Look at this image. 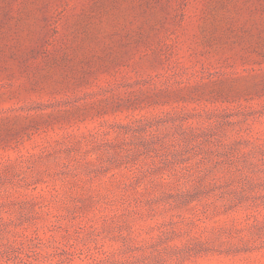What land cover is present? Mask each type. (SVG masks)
Instances as JSON below:
<instances>
[{"label":"rangeland","instance_id":"1","mask_svg":"<svg viewBox=\"0 0 264 264\" xmlns=\"http://www.w3.org/2000/svg\"><path fill=\"white\" fill-rule=\"evenodd\" d=\"M0 264H264V0H0Z\"/></svg>","mask_w":264,"mask_h":264}]
</instances>
